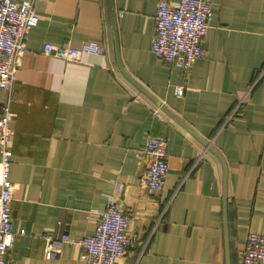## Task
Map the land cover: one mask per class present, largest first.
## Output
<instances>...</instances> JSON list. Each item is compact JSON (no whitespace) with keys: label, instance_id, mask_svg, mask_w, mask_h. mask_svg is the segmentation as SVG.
Returning a JSON list of instances; mask_svg holds the SVG:
<instances>
[{"label":"crops","instance_id":"1","mask_svg":"<svg viewBox=\"0 0 264 264\" xmlns=\"http://www.w3.org/2000/svg\"><path fill=\"white\" fill-rule=\"evenodd\" d=\"M157 3L35 0L41 21L12 85L8 264H85L90 210L112 199L140 237L123 264H242L248 232L264 234V0H211L189 69L150 49ZM83 39L104 52H42ZM148 135L166 140L160 190L138 183ZM44 234L70 241L47 258Z\"/></svg>","mask_w":264,"mask_h":264},{"label":"built area","instance_id":"2","mask_svg":"<svg viewBox=\"0 0 264 264\" xmlns=\"http://www.w3.org/2000/svg\"><path fill=\"white\" fill-rule=\"evenodd\" d=\"M211 0H158L151 51L162 60L189 69L194 60L203 56L201 40L208 29L211 17ZM41 21L35 0H0V264H8L7 252L13 245L16 233L12 230L11 202L16 184L10 180V143L14 132L11 109L12 85L23 55L29 52L25 36ZM104 45L93 39H83L78 47L45 42L42 52L66 61H76L83 53L99 54ZM181 86L175 88L180 96ZM236 110V109H235ZM138 172V183L148 190L162 189L168 168L166 140L162 136L148 135L145 139ZM121 189V185L117 186ZM97 214L92 234L79 240L80 258L85 264H123L129 249L140 242L136 232L127 229L124 208L112 199ZM24 230L20 231L23 234ZM45 241L44 256L55 258L63 243L70 241L66 234L59 239L49 234ZM242 264H264V234L250 231L241 253Z\"/></svg>","mask_w":264,"mask_h":264}]
</instances>
